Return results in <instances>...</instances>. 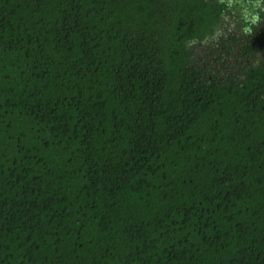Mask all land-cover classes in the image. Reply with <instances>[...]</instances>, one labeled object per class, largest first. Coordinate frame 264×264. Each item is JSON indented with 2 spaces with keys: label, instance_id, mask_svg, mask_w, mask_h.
<instances>
[{
  "label": "trees",
  "instance_id": "trees-1",
  "mask_svg": "<svg viewBox=\"0 0 264 264\" xmlns=\"http://www.w3.org/2000/svg\"><path fill=\"white\" fill-rule=\"evenodd\" d=\"M222 0H0V264H264V60L189 43Z\"/></svg>",
  "mask_w": 264,
  "mask_h": 264
},
{
  "label": "rangeland",
  "instance_id": "rangeland-1",
  "mask_svg": "<svg viewBox=\"0 0 264 264\" xmlns=\"http://www.w3.org/2000/svg\"><path fill=\"white\" fill-rule=\"evenodd\" d=\"M214 32L189 43L194 66L219 81L243 77L249 64L264 60V0H222Z\"/></svg>",
  "mask_w": 264,
  "mask_h": 264
}]
</instances>
